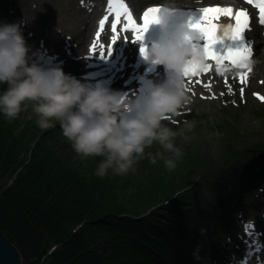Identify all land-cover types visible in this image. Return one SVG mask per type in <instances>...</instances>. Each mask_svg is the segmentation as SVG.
I'll list each match as a JSON object with an SVG mask.
<instances>
[{
    "label": "trees",
    "instance_id": "trees-1",
    "mask_svg": "<svg viewBox=\"0 0 264 264\" xmlns=\"http://www.w3.org/2000/svg\"><path fill=\"white\" fill-rule=\"evenodd\" d=\"M36 121L0 113V232L26 264H182L194 257L212 223L196 194V172L211 164L201 151H182L169 171L163 159L147 158L160 150L154 144L134 175L98 177L100 158L67 160L47 141L59 123L42 130Z\"/></svg>",
    "mask_w": 264,
    "mask_h": 264
},
{
    "label": "clouds",
    "instance_id": "clouds-1",
    "mask_svg": "<svg viewBox=\"0 0 264 264\" xmlns=\"http://www.w3.org/2000/svg\"><path fill=\"white\" fill-rule=\"evenodd\" d=\"M159 22L167 25L172 0H166ZM23 22H0V113L6 120L19 117L32 105L37 126L46 130L58 122L63 136L80 158L101 157L95 175H124L143 158L145 150L158 144L150 163L163 159L165 167L176 168L182 156L176 130L164 123L165 117L179 116L190 103L184 71L192 63L205 65L203 47L193 39L176 37L146 48L149 62L173 70V75L157 83L143 95L130 97L102 82L92 86L66 73L60 66H45L31 52L22 28ZM185 127H193L185 121ZM165 153H171L166 156ZM195 255V253H194Z\"/></svg>",
    "mask_w": 264,
    "mask_h": 264
},
{
    "label": "rangeland",
    "instance_id": "rangeland-1",
    "mask_svg": "<svg viewBox=\"0 0 264 264\" xmlns=\"http://www.w3.org/2000/svg\"><path fill=\"white\" fill-rule=\"evenodd\" d=\"M24 1L25 0H0V22H9V18H6L4 15H9L8 13L13 7L24 6ZM80 3L79 0H76L77 6ZM22 18L23 17H20L18 21ZM94 21L95 19L92 22L93 25ZM85 26L88 25L83 23L80 30L83 35L86 34L87 38L91 30L87 33ZM28 27L34 28V25H29ZM65 34H67V32H63L60 39H63ZM39 37L40 36L31 38L32 44L37 41ZM263 59L264 57L261 53L258 63L260 65L255 73V85L253 88L263 89L258 81L260 79V72L264 71L262 69ZM4 87H6V85H0V88ZM236 88L239 89L237 86ZM217 94L221 96V90H218ZM240 100L242 99L240 98ZM236 101L238 104L234 103L233 100H226L223 97L217 100L195 97L191 104L186 106V109H192V112L188 114L191 115L189 118L195 116L197 122L193 123V127L190 129L183 128L184 132H180L176 138V144L181 151L197 149L202 152L204 157L210 159V165H203L201 170L196 172L200 175L197 179L198 187L196 189V194L202 198L201 208H203L204 213L212 218L213 224L210 230L214 233L210 239H208V243H210L209 248L211 249L215 246L214 241L218 240V235L221 232L219 215L221 211L224 214L228 212L225 206L226 200L224 201L225 196H229L231 190L236 189V187L241 184L240 178L243 177L244 182L251 180V176L247 174L249 169L248 164L250 162H252L254 169L260 167L264 162V114L256 113L258 107L256 104L259 103L260 106H262L264 103H260L251 93H248L246 101L243 102L242 100V103H245V105L242 103L240 104L239 98H237ZM34 116H36V114L33 112L31 103L27 104L20 113L21 119L25 122ZM164 121L170 120L167 119ZM226 123L233 124L236 128V133H232L231 130L227 131L225 129ZM55 132L58 134H48V143L67 160L76 163L79 159V155L74 151L71 143L63 136L61 129L59 132ZM23 154H25V152H23ZM165 154L171 156V153ZM98 158L102 159L101 157ZM214 165L218 167L213 168ZM137 168V165L134 164L127 174L131 173L134 175L137 172ZM6 181L12 183L13 179L9 176L6 178ZM228 201L231 200L229 199ZM252 203L253 200L250 199L249 204ZM239 207L241 208L243 206L239 204ZM231 223L233 226H236V222ZM224 229H230V227ZM212 237L213 239H211ZM52 246L54 249L57 244L54 243ZM193 251H197L196 248ZM22 261L23 264H26L24 258ZM188 264L192 263L190 262Z\"/></svg>",
    "mask_w": 264,
    "mask_h": 264
},
{
    "label": "snow or ice",
    "instance_id": "snow-or-ice-1",
    "mask_svg": "<svg viewBox=\"0 0 264 264\" xmlns=\"http://www.w3.org/2000/svg\"><path fill=\"white\" fill-rule=\"evenodd\" d=\"M249 4H255L259 10V23L264 26V0H247ZM163 6L147 7L142 13L143 23H139L134 17L133 11L126 3V0H108L107 14L99 20V30L95 33V39L89 47V56L99 54L102 58L106 55H111L112 46L121 38L134 41H142L149 26L157 23L160 20V14ZM201 16L195 22L189 21L188 27L192 33H199L206 43L202 46L207 61L215 62L216 65H223L227 61L232 67L242 69L239 73L241 84H244L248 75L253 71V41L247 38L246 33L251 31V16L246 9L235 10L232 6H207L199 9ZM112 16L113 19H109ZM230 18L231 21L227 24L217 23L220 17ZM106 22L110 25L111 35L110 41L104 44L101 41V33L106 30ZM127 33L121 36V33ZM187 38L192 39V35H187ZM218 42H226V52L223 54L216 50ZM141 51L146 55V48ZM212 68L211 63H206L201 66L195 63L188 65L184 71V79L188 83H193V78H196L202 72H207ZM196 83H203L200 80H195ZM206 87L208 85H205ZM243 97L244 88L240 89ZM264 100V97H260ZM253 224L247 222L245 224V234L248 237H253ZM255 246V245H254ZM264 251V246H261ZM241 264H248V258L245 257Z\"/></svg>",
    "mask_w": 264,
    "mask_h": 264
},
{
    "label": "bare ground",
    "instance_id": "bare-ground-1",
    "mask_svg": "<svg viewBox=\"0 0 264 264\" xmlns=\"http://www.w3.org/2000/svg\"><path fill=\"white\" fill-rule=\"evenodd\" d=\"M135 9L138 11L146 4L156 3L159 0H154L153 2L150 0H131ZM184 3H190L191 0H178ZM234 0H225V1H212L205 2L201 4V8L211 6V5H220L227 6L228 3H232ZM99 0L96 1L95 6H99ZM141 2V3H140ZM174 5H181L179 3H175ZM98 10V7L95 11ZM9 15H4L5 17H9L11 20H19L20 17H23L21 20H26V22L30 25H34L35 29L38 33L41 34V37H45L47 41L51 42L59 35H62L63 32H68L70 34H74L77 38H80L79 44H83L86 40V34L83 35L80 27L83 23H86L88 26L86 27L87 33L92 29V22L95 18V13H86L85 9L82 8L79 4L76 5V0H25L24 6L22 7H13ZM28 32L31 29L27 30ZM249 37H254L256 33V25H252L251 31H248ZM66 35V34H65ZM63 38V44L64 39ZM28 41L29 37H25ZM40 40V39H39ZM39 40L37 42V46L39 44ZM70 49V48H69ZM72 52V50H70ZM261 78H264V71L260 72ZM132 78L128 79L126 82H131ZM216 84H212L210 89L214 87ZM220 89L227 91L230 94V100H236L240 98L246 101V96H241L236 90L235 85L233 84H218ZM213 100H217L213 98ZM257 111L262 109L260 104H256ZM257 240V239H256ZM260 240V238H259ZM239 248L238 250H241ZM22 260V258H21ZM23 262V261H22Z\"/></svg>",
    "mask_w": 264,
    "mask_h": 264
},
{
    "label": "water",
    "instance_id": "water-1",
    "mask_svg": "<svg viewBox=\"0 0 264 264\" xmlns=\"http://www.w3.org/2000/svg\"><path fill=\"white\" fill-rule=\"evenodd\" d=\"M0 264H23L19 249L0 232Z\"/></svg>",
    "mask_w": 264,
    "mask_h": 264
}]
</instances>
